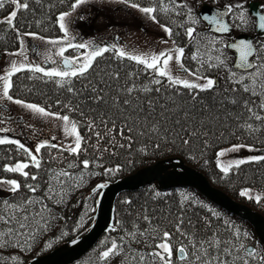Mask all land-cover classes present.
<instances>
[{"label":"snow or ice","instance_id":"6c2138e0","mask_svg":"<svg viewBox=\"0 0 264 264\" xmlns=\"http://www.w3.org/2000/svg\"><path fill=\"white\" fill-rule=\"evenodd\" d=\"M97 2L103 0H57L55 4L51 0H0V11L6 12L0 17V26H4L0 28V41L14 34L17 44L16 50L4 53L12 59L0 74V105H16L33 117L58 121L63 137L58 140L52 135L30 148L7 135L14 130L4 126L10 117L0 111V148L9 153V161L23 157L0 165V173L23 178L0 176V191L10 194L0 199V264H24L22 254L48 227V202L63 201L67 180L79 187L77 180L82 182L93 165L103 168L105 153L115 156L118 149L130 151L138 143L144 145L140 149L144 151L150 141L154 148L162 143L175 145L177 141L181 147L191 148L199 142L206 148L209 136L224 126L229 130L235 127L249 139L258 138V133L264 135V43L241 40L224 44L217 36L201 35L195 27L199 21L184 0H109L159 26L167 37L160 42L171 43V47L158 52L141 53L115 42L79 40L73 26L85 21L87 17L82 13ZM61 6L55 15L60 35L21 30L33 24L40 27L43 20L36 19L37 14L45 17ZM243 7L240 3L228 4L224 11L203 19L212 26V32L226 34L230 26L224 18L233 14L245 22ZM173 16L183 17V22L178 23ZM161 17L171 20V25ZM258 27L264 32V15L259 16ZM26 37L44 46L42 52L32 48L41 61L30 60ZM176 37L184 40V46L177 43ZM224 48L239 53L232 67ZM220 72L225 73L223 87L217 78ZM20 74L25 80L51 84L57 95L54 104L45 107L16 98L13 78L20 79ZM25 90L32 91L26 85ZM54 106L60 111H51ZM25 127L33 129L31 124ZM81 129L89 135L83 136ZM32 134L36 135L34 131ZM89 148L93 158L81 159ZM241 149L260 151L249 143L221 149L216 154V166L223 177L246 164H264V154L227 162L222 159ZM53 162L66 167H44ZM75 169H81L79 178ZM118 170L105 168L104 174ZM105 187L99 184L93 193ZM181 195L183 199L175 210L142 207L133 214L130 207L129 223L116 220L110 228L120 234L110 238L98 253L99 264H111L115 257H120L123 264H264V245L257 242L250 247L248 233L227 220L214 224L213 218L219 221L220 216L207 205L200 206L210 216L189 215L198 202ZM239 195L257 204L264 201V195L248 188ZM158 197H162L160 192L153 199ZM124 203L132 205L131 200Z\"/></svg>","mask_w":264,"mask_h":264},{"label":"trees","instance_id":"16d2710c","mask_svg":"<svg viewBox=\"0 0 264 264\" xmlns=\"http://www.w3.org/2000/svg\"><path fill=\"white\" fill-rule=\"evenodd\" d=\"M256 1V0H251ZM52 3H57V0H51ZM243 10L245 12V22H240L235 15L229 14L227 16V21L232 27V32L229 34L219 35L207 30L206 24L198 17V11H192V15L196 18L199 23L195 26L197 31L201 35H214L217 36L224 44L229 43L238 34H255V22L250 16L248 11V5H243ZM62 7L53 8L52 12L45 17H41L37 14L36 19H42L43 23L40 27H36L35 24L32 25L30 29L21 27L22 31L31 30L40 32L42 35L56 37L60 35L58 29L55 25V15L58 11L62 10ZM261 11L264 12V7L261 5ZM6 15V12L0 11V17ZM164 22L171 25V20H166L161 17ZM172 19L176 20L178 23L183 22V17H175ZM23 24V21H21ZM174 28L175 26L172 25ZM187 26V25H185ZM4 26H0L3 28ZM41 28L46 29V31H41ZM177 31H183V29H176ZM2 34V33H0ZM177 43L184 46V40L181 37H176ZM264 43V38L255 37L254 44L260 45ZM17 48L16 41L14 39V34H8L6 40L0 41V54L4 55L5 51H14ZM224 53L227 58L229 67H232L233 54L224 48ZM212 75H217L216 73H210ZM24 74H20V79L13 78L16 83V88L13 90V94L16 98H21L27 102L36 103L40 106L47 107L48 105H53L57 99V95L51 84L45 85L42 82H36L31 80L23 79ZM224 72L218 74V79L220 86H224ZM25 85L32 89V91L25 90ZM61 100L64 99L63 96L59 97ZM211 103V101H206ZM53 112L60 111L58 107H52L50 109ZM61 114H64L63 112ZM75 117V114H70ZM223 131L224 135H219ZM216 135L209 136L208 146L206 148L202 147L199 142H194L191 148L188 146H179V141L175 145L169 143H162L160 148H154L152 146L153 142H149L148 146L144 151H140L144 147L142 143H138L130 151L118 149L115 156H109L107 153L104 154L103 160L101 161L104 165L103 168L96 167L93 165L89 170L84 173L82 182L77 180L79 187L76 186L71 180H67L68 186L65 188V195L61 203H56L55 201H49L51 212L49 214L48 227L40 232L37 238L31 242V249L28 252L22 254V259L24 264L34 257L44 255L54 250L61 244L70 241L76 237L83 235L89 227L92 225L96 214V204L98 200V192L93 193V189L101 183L110 182L118 180L122 177L128 176L137 170L150 166L159 160L177 157L182 159L185 164L199 170L211 185L220 189L232 199L240 202L252 210L260 213L264 216V201L260 204L255 203L254 200H249L245 197H241L239 192L245 188L251 189L254 194L264 195V164H246L241 166L238 170H233V172L228 177H223L219 169L216 166V154L221 149L225 147H231L233 144L249 143L254 144V146L260 151H264V135L257 134L258 138L249 139L247 135H241L236 132L235 127L229 130L228 126L223 128L215 129ZM232 132H236V135H232ZM81 134L85 137L89 133L81 129ZM92 150L89 148L88 153L82 155L81 159L87 158L92 159ZM9 155L4 149L0 148V165L7 162H16V160L23 159V157L16 156L15 159L9 161L6 157ZM48 160V157H44ZM45 168L51 167L53 170H58L61 167H66V165H61L59 163L53 162L51 165H44ZM119 168L118 171L111 174H104L105 168ZM34 171V169L32 170ZM73 171V170H69ZM81 169H75L74 174L79 178ZM0 176L23 179L22 177H11V174H2ZM156 192H160L162 197L153 199ZM181 194L189 196L198 202L197 206L191 208L189 215H194L199 213L201 216H210L206 208L200 205H207L217 212L220 216V220L213 218L214 224H222L224 220L229 221L235 226L239 227L243 232L248 233L251 238L248 241L251 247L255 243H260L256 237L252 227L235 216H232L219 207L213 205L204 197H202L196 191L190 188H176L162 191L158 189L157 185L150 184L144 186L134 192H124L120 194L115 201L114 210V220H122L126 224L129 223L132 217L129 216V209L131 207L133 214H135L142 207H147L153 209L156 207H171L173 210L177 208L180 201L183 199ZM10 194L0 193V199L9 198ZM125 200H131L132 205L125 204ZM188 206V205H186ZM83 218V219H82ZM119 232L113 233L111 231L105 233L94 247L88 251L83 257L73 264H99L98 253L103 249V246L109 241L110 238H115L119 235ZM111 264H123L120 257H115L111 261Z\"/></svg>","mask_w":264,"mask_h":264},{"label":"water","instance_id":"95a60500","mask_svg":"<svg viewBox=\"0 0 264 264\" xmlns=\"http://www.w3.org/2000/svg\"><path fill=\"white\" fill-rule=\"evenodd\" d=\"M224 10L225 8H217L215 6L203 4L198 11V17L206 24L207 30L211 31L212 26L209 25L203 17L206 15L211 16L217 11ZM248 11L255 22V34H238L227 44L241 40L254 43L255 37L264 38V32L258 27L259 16L264 15V12L261 11L260 3L258 1L250 2ZM224 22L229 24L227 16L224 18ZM229 26V33H231L232 27L230 24ZM227 50L233 54L232 65H234L239 58V53L235 49L227 48ZM261 153H264V151ZM154 183L157 185L158 189L162 191L176 188H190L196 191L213 205L235 216L239 220L248 223L252 227L260 243L264 245L263 215L235 201L226 193L211 185L205 175L199 170L185 164L182 159L171 157L159 160L150 166L143 167L118 180L101 183L105 184L106 187L98 191L95 219L89 229L83 235L61 244L49 253L34 257L25 264L75 263L90 251L105 233L110 231V228L113 226L115 201L117 197L124 192H134L144 186Z\"/></svg>","mask_w":264,"mask_h":264},{"label":"rangeland","instance_id":"374dc122","mask_svg":"<svg viewBox=\"0 0 264 264\" xmlns=\"http://www.w3.org/2000/svg\"><path fill=\"white\" fill-rule=\"evenodd\" d=\"M264 7V0H256ZM192 9L199 11L202 4H210L219 8H225L228 4L240 3L248 5L251 0H184ZM130 10L109 0L97 2L89 6L83 15H86L85 21H78L74 26V32L79 40H92L97 44L118 43L128 49H135L137 52H158L164 48L171 47V43L165 45L160 41L167 39L166 35L158 25L151 23L147 18L135 13L129 14ZM119 38L116 40V38ZM28 47L30 60L41 61L42 58L32 52V48L38 51H44V46L40 41L25 38ZM9 56L3 55L0 58V74L9 66ZM50 65H48L49 67ZM46 67V66H45ZM0 111L5 116L10 117V121L4 126L11 127L14 131L7 133L12 138L19 139L26 146L33 148L38 140L50 139L52 135L62 139V130L58 126L59 122L52 119H40L33 117L26 110L16 105H0ZM26 124L33 125V129L25 127ZM33 131L36 133L34 136ZM22 133V135L20 134ZM54 143L57 141H53ZM226 148V147H225ZM230 148V147H227ZM260 151L248 152L241 149L239 152L229 153L222 159L227 162L231 159L246 158L252 155H260ZM0 193H5L0 191Z\"/></svg>","mask_w":264,"mask_h":264},{"label":"flooded vegetation","instance_id":"af4514ba","mask_svg":"<svg viewBox=\"0 0 264 264\" xmlns=\"http://www.w3.org/2000/svg\"><path fill=\"white\" fill-rule=\"evenodd\" d=\"M106 44H111V43H109V42L107 41Z\"/></svg>","mask_w":264,"mask_h":264}]
</instances>
